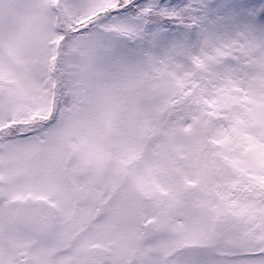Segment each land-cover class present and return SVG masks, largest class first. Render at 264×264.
Segmentation results:
<instances>
[{"label": "snow or ice", "instance_id": "1", "mask_svg": "<svg viewBox=\"0 0 264 264\" xmlns=\"http://www.w3.org/2000/svg\"><path fill=\"white\" fill-rule=\"evenodd\" d=\"M0 264H264V0H0Z\"/></svg>", "mask_w": 264, "mask_h": 264}]
</instances>
